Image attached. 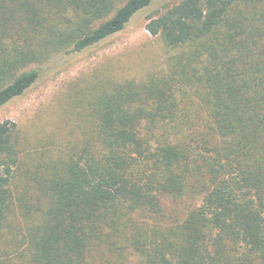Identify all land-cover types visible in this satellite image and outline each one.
Masks as SVG:
<instances>
[{
	"label": "trees",
	"instance_id": "16d2710c",
	"mask_svg": "<svg viewBox=\"0 0 264 264\" xmlns=\"http://www.w3.org/2000/svg\"><path fill=\"white\" fill-rule=\"evenodd\" d=\"M154 1L0 0V107ZM146 20L164 67L75 83L57 141L0 122V264H264V0Z\"/></svg>",
	"mask_w": 264,
	"mask_h": 264
},
{
	"label": "rangeland",
	"instance_id": "374dc122",
	"mask_svg": "<svg viewBox=\"0 0 264 264\" xmlns=\"http://www.w3.org/2000/svg\"><path fill=\"white\" fill-rule=\"evenodd\" d=\"M165 1L173 0H155L137 12L122 31L82 52L58 56L46 64L31 88L0 107V122L15 121L31 143L50 137L57 141L74 124L68 93L75 83L83 85L96 74L140 79L164 67L167 49L145 24L146 15ZM162 202L170 217L176 218L195 199L164 198Z\"/></svg>",
	"mask_w": 264,
	"mask_h": 264
}]
</instances>
